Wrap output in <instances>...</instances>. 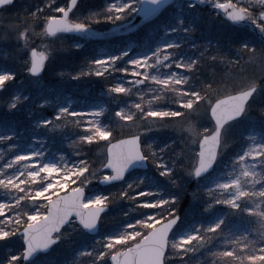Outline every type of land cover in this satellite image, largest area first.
<instances>
[{"label":"rangeland","instance_id":"obj_1","mask_svg":"<svg viewBox=\"0 0 264 264\" xmlns=\"http://www.w3.org/2000/svg\"><path fill=\"white\" fill-rule=\"evenodd\" d=\"M64 1L65 3L63 0H16L12 5L0 11V73H14V78L9 80L4 89L0 91V107L4 106L6 99L9 104L13 102V98L15 97H19L18 102L25 100V103L33 98L34 101L32 102L38 106L35 110V115L34 109H29V112L32 113L31 118L35 121L34 123H28L31 126L32 134L24 136L21 132L17 134V131L13 129L11 132H9L10 130L6 132V130L0 129V136H13L4 146L0 144V167L13 160V155L15 154L38 152L41 153L38 157L39 162L35 159L30 160L28 162L29 167H38L45 163L55 164L61 170L65 167L73 168L80 161L86 160L82 158V155L78 154L80 152H77V149L80 147L79 144L83 142L81 137L86 134H91V129L85 125L98 121L100 125L109 128L113 134L116 133V135L121 137L124 134L133 133L136 131V126H126V123L117 117L115 113L119 112L121 108L136 111L134 104L141 103V96L137 93L143 95L145 100H151L152 97L160 94L158 89L152 87L153 82L151 80H145L143 75L137 76L132 71L124 72L125 74L116 81V83L125 84L126 88L132 90L131 92H111L112 94L110 95V90H108L109 99L113 98L112 95L116 98L113 99L116 101L113 103L108 102L102 96L97 97V95L76 98L70 92L68 93L64 90L47 92L45 90L47 84L46 76L42 74L41 76L31 78L30 76L32 74L27 71V64L30 61L31 50L34 46L41 53L48 55L49 51L51 52V55H48L45 63V71L51 73V67L56 62L59 63L62 60L66 49L81 48L91 44V42L97 46L94 60L107 59L108 56H121V53H126L122 58H126L127 63H130L131 60L138 57L150 56L161 44L175 42L180 45L179 48L175 49V58H182L187 61L199 57L200 63L197 68L190 72L188 69L179 68L174 65L172 67L157 65L153 67L152 74L165 75L171 72H177L181 75L188 74L190 79L187 81V85H181L180 87L195 89L202 94L207 93L208 97L213 100L228 93H233L237 89H242L250 82L260 84L259 89L248 104L243 117L228 125V129H226L223 138L224 143L228 147L226 149L222 148L215 169L203 178L195 179L193 176L186 174L185 169L191 166L193 156L198 154L199 146L198 144L193 145L192 141L197 140L200 127H207L212 123L208 117V104L206 102L200 103L199 107L194 111L185 109L182 105L175 103L181 96V92L179 91L177 93L175 89L165 88L163 95L160 96L158 101H153V104H156L155 107L157 108L180 111L184 113L182 117L159 118L162 119V124L159 122L154 124L152 119H148L147 122L144 119L137 121V126L147 127L149 129L141 134L142 145L146 146L151 144L153 146L156 158L172 168L171 176L162 175L161 172L163 169L157 164H153L151 160H148L150 163L148 169L133 171L117 189L102 190L99 188V185L95 184L99 178H93L90 172L104 160L106 143L103 139H94L91 142L92 146L88 147L90 149L89 156L91 157V163L86 161L87 165H91L89 167L90 172L82 174L80 179L73 178L67 181L66 187L57 189L55 193H46V196L51 195L53 198L55 195L72 188L85 186L81 183V180L85 176L89 177V182L85 186L88 190L87 199H92L98 195H104L109 198L112 192L118 193L119 190H130V195L145 190H152L157 194L156 196L137 198V201L128 200L124 197L118 198L117 201L119 202L116 201L112 205L113 209L103 216L101 220V233L92 240L96 244V249L94 250L98 251L102 248V242L107 237L117 235L123 232L127 225L134 224L136 220L141 219L153 211H159V209L138 207L139 199L152 200L157 197L166 199L172 195L170 189L179 187L187 182V189L181 198L188 194L186 191L189 189L198 190L202 188L206 192L207 203H211L212 197L209 196L207 188H214V184L217 181L225 182L232 175H239L240 169L237 162H235L238 155L247 150L252 143H264V112L260 111V106L264 103V57L260 55L261 52H264V32H261L250 20H248L249 23L243 25L230 23L225 13L215 8L214 0H203V2L202 0L195 2L191 0H175L169 6L162 8L152 18L140 22L131 29L123 32V37L118 43L111 42L109 41L111 34L107 33L108 31L100 30L94 24L93 19H96V15L98 14L92 12L93 9H90L91 3L84 0L71 12L69 19L72 22L82 21L89 24L90 27L88 30L90 34H84L82 32V34L72 36L69 33H63L56 37L37 35L44 25L45 17L61 15L56 9L61 6H66L69 0ZM105 1L107 8L105 12L112 16L113 13L108 10V6L113 2H117V0ZM131 2L133 5L132 9L124 12V18L121 19L122 21L118 26L135 20L136 13L141 6V0H134V4L133 0ZM219 2L235 3L236 0H219ZM240 3L246 7H250L253 11H258L260 7L259 0H240ZM38 9L40 11H37ZM33 13L36 15L33 16ZM181 20L183 23H180ZM24 28L29 29L27 43L19 37L20 32ZM240 33H242L241 36H239ZM240 37L241 42L234 43V41L239 42ZM243 37L246 41L243 40ZM227 40L230 42L229 45L227 44ZM231 41L234 43V47H230ZM244 44H248L250 47L254 45L257 49V54L253 55L248 49H245L243 47ZM228 55L230 59H227ZM227 62L230 64L233 63L231 65L237 67L236 73H233V68H229L230 70L227 71ZM153 63H155V60H153ZM134 67L136 66L132 65V68ZM109 70H111V73L117 72V62L114 68L110 67L107 71ZM138 71L143 73L148 71V69L140 68ZM21 78L23 81H21ZM214 78L215 83L212 82ZM137 79L144 80V83H135ZM219 80L221 81L219 82ZM21 83H24L28 90L27 92L24 91V94L16 88ZM32 85L34 87L32 89L35 91L33 95L30 94ZM150 89L153 90L150 91ZM83 93V95H87L86 92ZM18 102L16 101V103ZM47 105L53 106L54 110L50 112V115L54 114V116L41 114L42 108ZM143 107L148 108L146 104H143ZM61 108H68L69 114L65 117H60L59 110ZM73 112L79 115L74 116L71 114ZM92 113H97V115L94 116ZM46 120L52 121V124H42V121ZM57 126L61 128L59 131L60 135L57 136V142L59 141V143L57 144L56 142L54 144L53 141H50V133ZM250 138H254V140ZM237 141L241 142L240 146L232 149V143L234 142L235 144ZM10 145H15L16 147L13 149ZM69 151L70 153H68ZM7 171L10 173L12 170L7 169ZM103 171L107 170L104 169ZM41 175L46 177L45 173H41ZM54 175L56 179L64 180L67 173H65V176H61L59 172ZM99 175L100 173L96 174L97 177ZM174 180L178 184L176 182L173 183ZM45 182L46 180H41L36 183ZM129 185H132V188H129ZM165 186L169 190H165ZM246 186L254 190L253 185L246 184ZM21 187L23 188L24 185ZM28 187L31 188L33 185H28ZM258 188L259 184L255 185V189ZM21 193L24 196L30 195L27 188L23 192H18L14 189L6 190L3 186H0V202L7 201L11 206L3 214H0V216L12 214V207L20 211V207H17L13 203V199L20 196ZM172 196L176 197L174 195ZM216 198H227V196L221 197L219 190H216ZM37 199L39 203L35 206L43 209L48 200L43 197H38ZM176 200H178V197H176ZM28 204L25 206L26 209L24 208V211H27L33 206L30 199L28 200ZM263 204L264 197L252 196L251 198H245L242 201L241 207L245 205L247 208L255 209L257 217L254 220H258L264 218V216L259 215L260 212H264ZM24 211L21 210V212ZM160 211L162 214L167 209H161ZM236 211L228 205H214L211 209H208L207 205L203 208L199 207L198 209L189 206L186 216L182 217L170 239L178 240L181 237L199 230L201 226H207L221 218L228 220L225 223V231H232L239 236L241 232L234 229V222L230 218V215H234ZM236 214L235 220L238 219L239 223L241 219L239 216L243 213L239 212ZM210 215L213 217L218 216V218H213L214 220L211 222H206L205 216ZM257 224L258 226L262 225V227L264 225L261 220ZM138 231L143 232L144 229H138ZM17 235L20 237L19 234ZM60 237L62 245H66L76 239L82 242L90 239V236L75 221L61 233ZM12 238H9L7 241H0V244L11 242ZM226 238L231 239L232 237L222 236L221 242H223V246ZM215 243L216 240L214 239L208 242L210 245ZM58 247L60 248V245ZM57 253L58 251L56 250L51 256L55 259ZM184 257L186 256L172 257L168 261V264L183 263L181 260ZM105 259L106 256L100 260L101 263ZM221 259L224 264H240L235 258H231V261H229L228 258L221 256ZM31 264H41V261H33ZM244 264H252V262L245 261Z\"/></svg>","mask_w":264,"mask_h":264},{"label":"snow or ice","instance_id":"obj_2","mask_svg":"<svg viewBox=\"0 0 264 264\" xmlns=\"http://www.w3.org/2000/svg\"><path fill=\"white\" fill-rule=\"evenodd\" d=\"M11 3V0H6ZM78 0L73 3L69 0L66 6H61L56 9L57 12L63 17V24L53 26L51 24L50 31L53 34L58 33L61 29L65 31L70 30H87L90 25L84 22H70L68 17L72 9L77 5ZM259 10L254 11L255 19H251L246 15V11L252 10L241 4L245 11L242 12L240 6H232V4L217 3L218 8L226 11V15L233 22L250 20L254 23L261 32H264V3L259 0ZM109 11L114 15L106 17V19H123L124 12L132 8L131 0H117L110 4ZM3 5L0 4V7ZM195 6V5H192ZM231 9V10H228ZM37 11H40L39 9ZM98 22V18H97ZM180 23H183L181 20ZM174 30V29H173ZM187 31V29H185ZM25 40L29 38L28 33L24 34ZM180 45L172 43H164L158 46L150 56L138 57L130 61L131 65L136 67L129 69L128 67L119 69L123 72L132 71L137 76L143 75L145 80L153 82V88L163 92L165 88H169L172 84H176L181 92V96L175 101L176 104L182 105L183 108L194 111L199 107L200 103L204 102L202 93L195 89L180 87L187 85L190 79L188 74L181 75L177 72H171L165 75H154L152 69L154 66L160 65L163 67H172L173 65L179 68L188 69L190 72L196 69L200 63L199 57L195 59H176L175 49ZM243 47L248 49L253 55L257 54L256 47L244 44ZM32 56L28 62L27 71L33 75H38L44 68V61L48 59L45 53H36L34 49ZM126 53H121V56H108L107 59H95L91 63L96 66L95 75L103 76L108 68H114L116 62L121 59ZM260 55L264 57V52ZM155 60V63H153ZM144 68L148 71L140 73L138 69ZM84 75L83 72L77 75V78ZM14 78V73H0V88H3L9 80ZM137 84L144 83V80L137 79ZM260 84L250 82L242 89H237L234 94L218 97L215 102L208 101V108L211 110L209 119L214 121L213 130L208 133L197 134V144L200 146V151L195 154V166L192 168L194 174L199 177L206 173L214 164V161L219 155L221 142L224 138V133L228 129L230 122L240 117L248 107V104L254 94L259 89ZM130 88H126L125 84L116 83L110 89V92L125 93ZM151 99L158 101L159 96H154ZM19 97L13 98V102L9 103V108H15ZM231 101L235 104V108L226 114L222 113V108L225 102ZM199 102V103H198ZM47 103V101H45ZM156 104H150L148 108L143 107L142 103H135V108L140 117L147 122L152 119V122L163 123L162 119L166 117H182L184 113L172 110L161 109L155 107ZM69 114L68 108H61L59 110L60 117H65ZM72 115H79L78 113H71ZM97 115V113H92ZM115 115L119 117L126 126H136V131L130 134H124L125 138H116L113 136L112 131L94 121L86 127L91 129V134H86L81 137V140L91 143L94 139H103L106 143L105 157L101 162L102 166L95 172L89 170L86 161H80L77 166L73 168L65 167L63 170L58 169L55 164H41L38 167H29L28 162L35 159L39 162L38 157L41 153L38 152H25L23 154H15L14 159L0 167V186L4 189H14L18 192H23L27 188L29 196L20 195L13 199V203L17 207H23L22 201L31 200L33 206L27 211L21 212L17 208L12 207L10 215L0 216V241H7L9 238L20 235L23 241L22 250L17 251L15 254L8 255L4 264H21L22 260L32 258L41 250H47L51 245L58 241L59 233L62 228L69 223L78 220L85 228L91 229L98 223L100 214L109 202V198L104 195H98L92 199H85L84 187L73 188L71 195L63 197L56 196L52 198L51 195L46 196V193H55L57 189L67 186V181L73 178H78L86 172H90L93 178H99L104 181H112L120 179L125 175L129 165L137 160H151L153 164H157L163 171L164 176H171L172 168L162 163L156 158L155 152L149 154L144 150L145 146L141 144V134L148 131L147 127L137 126V117L130 114V110L121 108ZM42 124L51 125L52 121H42ZM13 138L12 135L0 136V141L7 142ZM253 139L254 138H250ZM114 141V142H113ZM15 148V145H10ZM237 165L240 169L239 175H232L230 179L225 182L217 181L214 188H207L208 194L212 197L211 203H207V208L211 209L214 205H228L231 209L237 210L236 213L246 211L249 214L255 215L256 210L253 208L242 209V201L254 193L248 191L246 184L257 185L259 184V197H264V180L257 181V170L264 165V143H252L247 150L237 157ZM7 169L12 171L9 173ZM104 169L111 170L112 174H108ZM59 172L61 176H65L64 180H58L55 173ZM41 173H45L46 177ZM100 173L99 177L96 176ZM46 180L45 183H36L37 181ZM89 182V181H88ZM250 182V183H249ZM24 185L22 188L21 186ZM28 185H33L29 188ZM132 188V185H129ZM216 190H219L221 197L216 198ZM152 190L138 191L134 195H130L127 190L120 192L118 198L124 197L128 200H136L144 196H156ZM38 197H43L48 200V204L43 209L36 207L39 203ZM176 197L169 196L168 198H155L152 200L139 199L138 207L148 209H159L150 214L138 219L134 224L127 225L125 230L117 235L107 237L102 242L100 250H93L91 252L81 253L82 255L92 256L95 255L96 260H101L105 256L115 261V264H128L126 260L122 261L120 258V251L117 247L125 249V255L134 257L132 264H168L172 257L187 256L189 252L195 253L200 248H204L205 244L210 242L215 237H229L231 239L224 240L223 251L211 252L210 254L215 257L220 255L224 258H235L240 264L245 261L252 262V264H264V242L257 243L249 238L248 233H241L239 236L232 231H225V219L221 218L214 223L207 226H201L199 230L190 233L178 240H171L170 233L179 220V215L175 208ZM10 204L0 202V214H3L6 209H9ZM161 209H167V215L161 214ZM75 212V217L71 215ZM259 215L264 216V212ZM144 229V231H138ZM210 234V235H209ZM261 241H264V236H261ZM131 244L129 247L128 245ZM257 245H259L257 247ZM171 253V254H170ZM183 264H186L183 261ZM211 264H220V261L213 260Z\"/></svg>","mask_w":264,"mask_h":264},{"label":"trees","instance_id":"obj_3","mask_svg":"<svg viewBox=\"0 0 264 264\" xmlns=\"http://www.w3.org/2000/svg\"><path fill=\"white\" fill-rule=\"evenodd\" d=\"M67 1V0H66ZM82 0L81 2H83ZM91 3L90 9H93L92 12H94L96 15V19H93L94 24L96 25L97 28H99L102 31H110L116 27H118L119 23H121V19H106V17H109L108 13L105 12L106 5H105V0H86ZM65 3V1L63 0ZM80 2V3H81ZM130 15V14H129ZM128 17V16H127ZM98 18V22H97ZM174 20V19H173ZM172 20V21H173ZM63 33L57 34L58 36ZM65 34V33H64ZM242 33H240L239 36H241ZM71 35V34H69ZM122 35V36H120ZM139 35V34H138ZM74 36V35H72ZM155 36V35H154ZM123 37V34H113L111 35V39L109 41L111 42H119ZM239 42L234 41V43H240L241 42V37L239 39ZM243 40L246 41V39L243 37ZM202 41V40H201ZM206 41V40H204ZM234 43L231 41L230 47H234ZM91 42V44L85 45L81 48H69L66 49L64 52V55L62 57V60L54 66L51 67V73L49 71L43 72V74L46 76L47 79V84H46V91L48 92H56L57 90H64L65 92H70L74 97H80V96H87V97H92L94 95H97V97H103L105 98L108 102L113 103L116 102L113 98L109 99L108 97V90L112 88V86L116 83L119 77L123 76L125 73L123 71H120L119 69H123L128 67L129 69L132 68V65L130 63H127L126 58H121L117 61V72L111 73V70L107 71L103 76H96L95 75V68L96 66L93 65L91 62L95 58V53L97 52V46ZM227 44L229 45L230 42L227 40ZM185 46V45H183ZM36 47V46H34ZM245 52V50H243ZM227 59H230V56H227ZM233 65V63H231ZM229 62H227V71H229V68H233L234 72L236 73L237 67L232 66ZM91 66V68H90ZM222 67V66H220ZM236 67V68H234ZM26 68V67H25ZM225 70V69H224ZM223 70V71H224ZM54 71V72H53ZM83 72L84 75L80 76L77 78V75L79 73ZM221 72V71H219ZM67 73V74H66ZM50 74V76H49ZM29 75V74H27ZM35 75L30 76L33 78ZM41 76V75H40ZM212 76V73H211ZM206 77V76H205ZM207 78V77H206ZM17 79V78H16ZM22 79V78H21ZM208 79V78H207ZM223 79V78H221ZM68 80V81H66ZM17 81V80H15ZM23 81V79L21 80ZM65 81V82H63ZM221 80H219L220 82ZM213 83H215V78L212 80ZM33 85L31 86L30 94H34L35 91L32 89ZM18 90H20L21 93L24 94V91L27 92L28 90L26 89V85L24 83H21L16 86ZM34 88V87H33ZM212 89V88H211ZM30 92V91H29ZM86 92L87 95H83ZM13 93V92H12ZM110 95L112 94L109 91ZM100 94V95H99ZM108 97V98H107ZM95 98V97H94ZM10 100V99H8ZM28 100V99H27ZM33 98L29 99L27 103L24 101H19L16 105L15 108H9L8 107V101L7 99L4 102V106L0 107V129L6 130V132H11V130H16L17 134L18 133H23L24 136L27 134H32L31 129L29 126V122H35L31 118L32 113L29 112L30 108H33L34 110V115L36 114L35 110L38 107L34 102ZM7 102V103H6ZM31 103V105H30ZM54 108L52 105H47L42 108L41 114L45 116H49L50 112L53 111ZM260 111L264 112V103L262 106H260ZM50 116H54L50 115ZM60 120V119H57ZM60 127H55L53 131L50 133V141H53L54 144L57 142V136L60 135ZM129 134V133H127ZM113 136H116L117 138H120L121 136L113 134ZM123 136V135H122ZM81 137V136H80ZM240 140V139H239ZM59 141L57 142V144ZM0 144L3 146L6 144V142L0 141ZM241 142L237 141L235 144L234 142L232 143V149L234 147L240 146ZM79 149H77V152H80L78 154L82 155V158H85V161H88L91 163V157L89 156V151L90 149L88 147L92 146L91 143H87L86 141L81 142ZM58 146V145H56ZM55 146V147H56ZM70 153V151L68 152ZM264 165H261V168H263ZM179 178V175H178ZM177 184L178 182L174 180ZM187 183V182H186ZM186 183L176 187L174 189H170L171 194L178 197V200L175 202V208L177 210V213L180 214L182 217L186 216V213L188 211V207H194L195 209H198L199 207L203 208L204 206L207 205V197H206V192L202 189L199 188L198 190H191L189 189L186 191L188 194L184 195L182 198L181 196L187 189ZM95 184L99 185L98 182H95ZM123 183L119 184H113L109 185L106 187H101L99 185V188L102 190H107V189H117L120 185ZM165 190H169L165 186ZM253 190V189H250ZM255 190V189H254ZM253 190V191H254ZM91 191V190H89ZM129 194H131L130 190ZM120 192L122 190H119L117 192H112L111 196L109 197V202L111 206L115 204V202L118 200V197L120 196ZM181 192V194H180ZM20 195H23L21 193ZM171 195V196H172ZM119 202V201H117ZM21 204L23 207H20V211H24V208L28 204L27 201H22ZM48 204V201H46V204ZM264 205V204H263ZM247 208V206H243L242 209ZM26 209V208H25ZM113 209V207H112ZM167 211H164L162 215H166ZM243 214L240 215L239 217L241 218L239 223L238 219L235 220L236 213L234 215H230V218L234 222V229L237 230L238 232L241 233H249V238L252 239L253 241H256L257 243H262L264 241H261V236H264V225L262 227L258 226V221L261 220L264 224V218L254 220L257 216L248 214L246 211H241ZM217 219L218 216H205V221L206 222H211L214 219ZM226 222H228L227 219H225ZM231 225V224H230ZM258 226V227H257ZM258 231V232H257ZM90 239L87 241H81V240H72V242L67 243L66 245H62L61 242L52 250L51 253L49 254H44L39 256L35 261H41V264H110L109 257L106 256L105 261L101 263L100 260L95 259V255L93 254L92 256H87V255H82L81 253H86V252H91L94 249H96V244L95 242H92L96 238V236L89 235ZM216 240L215 244H205L204 248H200L199 251L192 253L190 252L186 257H184L182 262L185 261L186 264H211L213 260L220 261V264H224L221 256L217 255L213 257L210 253L211 252H221L223 251V242H221L222 236L221 237H215L213 238ZM60 245V248L58 247ZM129 244L128 246H130ZM259 245H257L258 247ZM23 244L21 238L17 235L15 238L11 239V242L8 243H2L0 244V263L4 264L5 260L7 259L8 255L15 254L17 251L22 250ZM119 249H124L121 247H117L116 250ZM58 251L57 255L55 256V259L51 256V254L55 251ZM100 250V249H99ZM102 260V259H101ZM32 262H26L22 260L21 264H31ZM183 264V263H180Z\"/></svg>","mask_w":264,"mask_h":264},{"label":"water","instance_id":"obj_4","mask_svg":"<svg viewBox=\"0 0 264 264\" xmlns=\"http://www.w3.org/2000/svg\"><path fill=\"white\" fill-rule=\"evenodd\" d=\"M81 0H78V3H77V5L79 4V2H80ZM171 1H173V0H141V7L138 9V11H137V13H136V18H135V20L132 22V23H130V24H128V25H124V26H121V27H119V28H117V29H115L113 32H119V31H124L125 29H128V28H131L132 26H134V25H136L137 23H139L140 21H143V20H147V19H149V18H151V17H153L154 15H156L157 13H158V11L161 9V8H163L164 6H167ZM192 1H198V0H192ZM15 2V0H11V3H8V2H6V0H2V2H0V4H2L3 6L2 7H0V10L4 7V6H6V5H10V4H13ZM69 3V2H68ZM230 3H232V2H224V4H230ZM76 5V6H77ZM76 6L72 9V11L76 8ZM217 8V7H216ZM217 9H219V10H221V11H223V12H226L224 9H222V8H217ZM228 10H231V9H228ZM71 11V12H72ZM71 14V13H70ZM69 14V15H70ZM226 17H227V15H226ZM52 19H51V24L53 25V26H59V25H61V24H63V17L60 15V16H55V17H51ZM228 18V17H227ZM68 19H69V17H68ZM228 20H230L229 18H228ZM69 21L70 22H72L70 19H69ZM231 21V20H230ZM233 22V21H232ZM249 21L248 20H243V21H238V22H235V23H239V24H245V23H248ZM251 23V22H250ZM252 24H254V23H252ZM62 32H66V33H70V34H73V35H79V34H82V32H83V30H70V31H65V30H63V29H61L58 33H62ZM57 33V34H58ZM32 49H34L35 51H36V53H41V52H39V50L37 49V48H32ZM32 51H31V56H32ZM46 61L47 60H45L44 61V65H45V63H46ZM44 68H45V66H44ZM44 68H43V70L38 74V75H40V74H42L43 73V71H44ZM32 74V73H31ZM37 75V76H38ZM4 88V87H3ZM3 88H0V90H2ZM230 94H234V93H230ZM223 96H226V95H223ZM253 98V97H252ZM252 100V99H251ZM250 100V101H251ZM235 108V104L233 103V102H231V101H227V102H225V105L223 106V108H222V113H224V114H226L227 112H229V111H231V110H233ZM245 113V112H244ZM244 113L240 116V117H242L243 115H244ZM240 117H238V118H236V119H239ZM235 119V120H236ZM121 138H125V136L124 137H121ZM114 142V141H113ZM141 144H142V142H141ZM199 148H200V146H199ZM199 152V151H198ZM219 156V155H218ZM217 159H218V157H217ZM216 162H217V160L214 162V164H213V166L206 172V173H204V174H202V176H200V177H203V176H205L206 174H208L210 171H212L214 168H215V164H216ZM149 167V162H148V160H137V161H134V162H132L130 165H129V167H128V169L126 170V172H125V175L122 177V178H120V179H116V180H112V181H104V180H101L100 179V184L101 185H103V186H106V185H109V184H113V183H118V182H121V181H123L125 178H126V176H127V174L129 173V172H131V171H133V170H135V169H147ZM107 170H109V169H107ZM109 171H111V170H109ZM112 174V173H111ZM110 175V174H109ZM200 177H197V178H200ZM78 187H84V186H78ZM78 187H75V188H78ZM84 189H85V195H84V198L86 199V197H87V190H86V188L84 187ZM71 193H72V189H70V190H68V191H66V192H63V193H59V194H57L56 196H60V197H63V196H65V195H71ZM55 196V197H56ZM55 197H53V198H55ZM109 210H110V206L107 204L106 205V207L103 209V211L101 212V214H100V218H99V220H98V223L94 226V228H91V229H88V228H85L78 220H76V222L86 231V232H88V233H90V234H98L99 232H100V227H101V217L105 214V213H107V212H109ZM71 215H73V217H75V212H72L71 213ZM179 215V214H178ZM179 217L181 218V216L179 215ZM180 218H179V220L177 221V224L179 223V221H180ZM70 224V223H69ZM69 224H66L63 228H62V230H61V232L63 231V229L66 227V226H68ZM177 224L174 226V228L172 229V231H171V233H170V236H171V234H172V232L174 231V229H175V227L177 226ZM60 232V233H61ZM59 233V234H60ZM60 241V239L58 240V241H56L53 245H51L47 250H41V251H39L37 254H35L32 258H29L28 260H34L37 256H39L40 254H42V253H48V252H50L51 250H52V248L58 243ZM118 251H120V258H121V260L122 261H124V260H126L127 262H128V264H132V261H133V259H134V257H132V256H127V255H125V249H123V250H118ZM28 260H26V261H28ZM110 260H111V258H110ZM111 263L112 264H115V261H111Z\"/></svg>","mask_w":264,"mask_h":264},{"label":"clouds","instance_id":"obj_5","mask_svg":"<svg viewBox=\"0 0 264 264\" xmlns=\"http://www.w3.org/2000/svg\"><path fill=\"white\" fill-rule=\"evenodd\" d=\"M0 2H2V0H0ZM72 2L74 3L75 0H72ZM202 2H203V0H202ZM260 2H261V3H264V0H260ZM217 3H219V0H214V5H215V7H217V6H216ZM133 4H134V0H133ZM230 4H232V6H234V7H235V6H240L241 11H242V12L245 11L244 7H243V6L241 5V3H240V0H236L235 3H230ZM110 7H111V5L108 6V10L110 9ZM217 8H218V7H217ZM131 9H132V8H130L129 10H131ZM35 15H36V14L33 13V16H35ZM113 15H114V13H113ZM246 15H247L249 18H251V19H255V15H254V11H253V10H248V11H246ZM227 17H228V16H227ZM228 18H229V17H228ZM51 19H52L51 17H45V18H44V25H43V27L40 29V31L37 33V35H46V36H49V37H56V36H57V33H56V34H53V33L50 31V27H51ZM79 22H82V21H79ZM28 31H29L28 28H24V29L20 32V34H19L20 39H22L23 41H25V43H27V41L25 40V35H24V34L28 33ZM28 39H29V38H28ZM28 39H27V40H28ZM48 55H49V56L51 55V52H50V51H49ZM90 68H91V66H90ZM169 88H170V89H175L176 92L179 93V88L177 87V85H176L175 83L172 84ZM151 90H153V89H150V91H151ZM131 91H132V90L130 89L129 92H131ZM137 94L141 96V103H142V104H146L147 107H149L150 104H153V101H156L155 99L145 100V97H144L143 95H141L140 93H137ZM161 95H163V92H160V94L158 95L159 98H160ZM226 95H231V94H226ZM202 96H203L204 102H206L207 104H208V101H212V102L214 103L215 100L218 98V97H217L215 100H213V99H211L210 97H208L207 93H203ZM220 97H223V96H220ZM17 102H18V100H17ZM134 108H135V104H134ZM135 110H136V108H135ZM130 114L136 116V117H137V121L140 120V119H142V118L140 117L139 113L137 112V110H136V111H131V110H130ZM210 114H211V110L209 109L208 117L210 116ZM211 121H212V120H211ZM213 123H214V121H212V123H211L210 126H207V127H200L199 133L202 134V133L205 132V130H207L208 133H211L212 130H213ZM112 133H113V132H112ZM115 137H116V136H115ZM116 138H117V137H116ZM192 143H193V145H197V140L192 141ZM227 147H228V145H227L226 143H224V141L222 140V142H221V146H220V149H219V154L221 153L222 148H223V149H226ZM145 151H146V152H149V154H152L153 152H155V149L153 148V146H152L151 144H149V145H146V146H145ZM199 151H200V148H199ZM198 153H199V152H198ZM216 160H217V158H216ZM216 160H215V161H216ZM215 161H214V162H215ZM235 162H237V158H236ZM195 163H196V160H195V155H194V156H193L192 163H191V166L185 169V173L188 174V175H190V176H193V177H199L197 174H194L193 171H192V168L195 166ZM90 166H91V165H87V167H90ZM101 166H102V163H100V164L98 165V167L93 168L92 171L95 172V171H96L97 169H99ZM182 167H183V166H182ZM78 179H80V177H78ZM255 179H256L257 181L264 180V171H261L260 169H258V170H257V176L255 177ZM88 181H89V177H88V176H85V177H83V179L81 180V183H82L83 185L86 186V185L88 184ZM173 183H175V181H174ZM249 183H250V182H249ZM253 188L255 189V186H254V185H253ZM248 191H249L250 193H254L253 195H250L248 198H251L252 196H259V189H255L254 191L248 189ZM58 239H60V237H58Z\"/></svg>","mask_w":264,"mask_h":264},{"label":"bare ground","instance_id":"obj_6","mask_svg":"<svg viewBox=\"0 0 264 264\" xmlns=\"http://www.w3.org/2000/svg\"><path fill=\"white\" fill-rule=\"evenodd\" d=\"M87 32H88V33H87ZM83 33H84V34H90L88 29H87V30H83Z\"/></svg>","mask_w":264,"mask_h":264}]
</instances>
